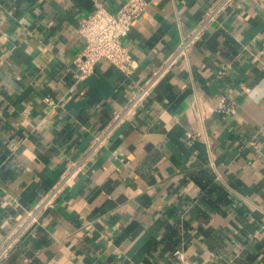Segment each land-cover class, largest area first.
<instances>
[{"label":"crops","instance_id":"0c3cea01","mask_svg":"<svg viewBox=\"0 0 264 264\" xmlns=\"http://www.w3.org/2000/svg\"><path fill=\"white\" fill-rule=\"evenodd\" d=\"M123 1L0 0V244L78 165L0 264H264V0H229L83 159L221 0H147L132 72L77 82L79 19Z\"/></svg>","mask_w":264,"mask_h":264},{"label":"built area","instance_id":"2783aa9c","mask_svg":"<svg viewBox=\"0 0 264 264\" xmlns=\"http://www.w3.org/2000/svg\"><path fill=\"white\" fill-rule=\"evenodd\" d=\"M228 1L221 0L209 9L204 18L184 36L174 52L138 86L129 97L125 108L116 112L102 133L94 138L83 159L93 155L106 144L116 126L146 99L162 75L175 63L178 57L185 55L188 47L200 38L206 25L215 18ZM147 5V0H125L115 11H109L102 3H97L92 12L79 19L77 31L83 38L84 46L74 58L77 82L83 81L94 72L99 59L108 60L125 74L132 72L135 61L131 53L122 44V40L128 35L134 22L144 13ZM46 100L53 105L55 104L50 97H46ZM77 170L78 165L76 164L67 170L55 187L19 220L15 228L0 244V261L6 257L23 233L38 221L42 211L52 204L55 195L62 186L69 182ZM174 255L179 261L178 264H193L182 250H176Z\"/></svg>","mask_w":264,"mask_h":264}]
</instances>
